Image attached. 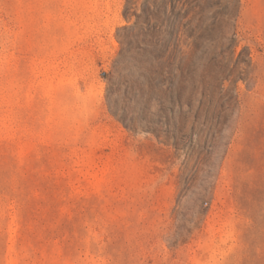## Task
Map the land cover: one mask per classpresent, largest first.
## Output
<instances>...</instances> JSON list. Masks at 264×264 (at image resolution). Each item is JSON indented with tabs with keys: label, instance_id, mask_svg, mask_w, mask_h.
Instances as JSON below:
<instances>
[{
	"label": "rangeland",
	"instance_id": "1",
	"mask_svg": "<svg viewBox=\"0 0 264 264\" xmlns=\"http://www.w3.org/2000/svg\"><path fill=\"white\" fill-rule=\"evenodd\" d=\"M146 1L0 0V264H264V0L171 111Z\"/></svg>",
	"mask_w": 264,
	"mask_h": 264
},
{
	"label": "trees",
	"instance_id": "2",
	"mask_svg": "<svg viewBox=\"0 0 264 264\" xmlns=\"http://www.w3.org/2000/svg\"><path fill=\"white\" fill-rule=\"evenodd\" d=\"M205 2L147 0L150 6L146 4L142 13L136 15L137 20H144L142 31L150 43L142 71L144 86L157 98L160 109L180 110L185 104L191 108L197 78L203 79V75L197 74V68L210 49L235 54L236 16H205L201 6Z\"/></svg>",
	"mask_w": 264,
	"mask_h": 264
},
{
	"label": "bare ground",
	"instance_id": "3",
	"mask_svg": "<svg viewBox=\"0 0 264 264\" xmlns=\"http://www.w3.org/2000/svg\"><path fill=\"white\" fill-rule=\"evenodd\" d=\"M9 264H15V262L14 261H10V263Z\"/></svg>",
	"mask_w": 264,
	"mask_h": 264
}]
</instances>
